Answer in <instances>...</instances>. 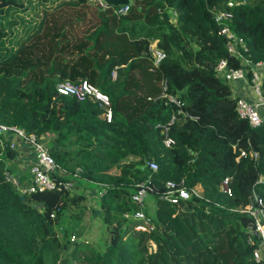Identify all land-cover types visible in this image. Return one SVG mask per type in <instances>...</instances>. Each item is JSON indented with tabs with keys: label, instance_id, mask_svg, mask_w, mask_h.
<instances>
[{
	"label": "trees",
	"instance_id": "obj_1",
	"mask_svg": "<svg viewBox=\"0 0 264 264\" xmlns=\"http://www.w3.org/2000/svg\"><path fill=\"white\" fill-rule=\"evenodd\" d=\"M126 4L116 13L122 4L102 9L89 0H0V122L44 136L67 176L79 170L77 180L103 186L108 232L102 250L70 241L66 229L60 236L55 225L70 206L82 210L84 194L20 192L5 178L12 174L5 157L15 151L1 134L0 264H258L252 254L258 240L249 241L247 232L253 218L238 206L254 190L264 199V115L257 126L239 116L237 96L215 71L222 57L243 65L227 51L214 16V6L229 7L223 0ZM229 9V25L247 46L244 57L264 59V0ZM152 41L165 54L157 64ZM82 79L109 96L110 120L98 100L57 90L62 81ZM261 88L264 95V75ZM164 91L192 115L176 114L171 146L157 125L176 110ZM226 176L231 195L220 189ZM181 178L199 184L200 195L177 202L161 195L166 180ZM142 180L154 185L148 192L154 209L147 198L142 208L147 229L135 226L139 207L131 198ZM70 215L79 220L82 212Z\"/></svg>",
	"mask_w": 264,
	"mask_h": 264
},
{
	"label": "built area",
	"instance_id": "obj_2",
	"mask_svg": "<svg viewBox=\"0 0 264 264\" xmlns=\"http://www.w3.org/2000/svg\"><path fill=\"white\" fill-rule=\"evenodd\" d=\"M240 1L242 0H223L229 8L235 6ZM97 3L102 9L107 8L109 5L105 0H97ZM229 8L214 6V16L219 25V33L223 34L228 40L226 44L227 51L241 58L243 65L233 66L229 64V60L226 57H222L216 62L215 71L219 77L226 81L243 80L250 84L255 99L252 100L246 96L238 95L236 99V110L239 116L247 118L252 125L257 126L262 122L263 118L261 108L264 107V95L261 91V85L264 75V59L251 61L244 57L242 51L246 50L247 46L243 37L237 35L229 25V20L232 17V11ZM127 9L128 4L125 3L118 8H114V11L116 13H123ZM149 49L152 52L155 64L165 55L161 49L156 47V41L150 43ZM249 70L251 74L250 78L248 77ZM112 75H114V72ZM57 90L62 94L73 95L78 100H84L88 97L98 100L106 109V119H111L112 111L109 96L87 79H82L79 82L62 81L58 83ZM162 96L166 97L167 102L176 106L175 113H172L168 122L157 124L162 128L163 143L166 146H171L174 143V139L169 135V126L174 121L176 114L181 113L188 117H192V115L188 111L183 110L182 101L176 95L164 91ZM5 132L16 134L18 138L29 144L33 150L35 159L27 167L29 173L27 183L22 184L18 175L5 172V178L15 184L20 192L24 193L45 189L60 191L71 188V182L65 178L69 174V171L55 161L48 150L47 144L40 136L34 133H26L22 128L17 126L0 122V136ZM1 143L4 145L3 141ZM10 146L13 147L14 143L10 142ZM241 153L244 154L245 151L242 150ZM148 165L152 169L157 168V164L154 161H148ZM260 179H264V177ZM229 180L230 178L228 176L224 177L220 182V189L231 195L232 191L229 186ZM164 186L161 195L172 202H177L181 198H188L192 194L199 196L201 191L199 184L188 186L185 184L183 178L180 180H166ZM153 188L154 185L149 180H142L135 184L131 198L139 207L133 214L135 218L140 220L135 225L138 229H147L150 227L149 218L145 215L142 208L145 206L144 201L148 192L152 191ZM238 207L240 211L248 213L253 218V223L247 229L248 239L249 241H253L256 236L258 241L252 250V254L255 260L258 261V264H264V199L254 190L249 201L245 205Z\"/></svg>",
	"mask_w": 264,
	"mask_h": 264
},
{
	"label": "rangeland",
	"instance_id": "obj_3",
	"mask_svg": "<svg viewBox=\"0 0 264 264\" xmlns=\"http://www.w3.org/2000/svg\"><path fill=\"white\" fill-rule=\"evenodd\" d=\"M96 7L99 5L97 0H89ZM24 3V2H22ZM21 7V6H20ZM19 14H23L19 12ZM26 18V17H25ZM20 34H18L19 36ZM232 87L234 91V80L227 81ZM43 141H46L44 136H41ZM46 143V142H45ZM16 167V166H15ZM15 167H10L11 171H16ZM79 170L73 172L74 176H77V172ZM24 177L22 179V184H25L29 180L28 171H24ZM17 175V174H15ZM74 176H65L71 182L70 191L73 192H82L84 197L79 203L84 206L82 210H79L76 206H70L64 211V214L61 218L60 223L55 225V228L58 231V234L62 236L63 231L65 230L70 233L69 240H85L95 248L102 250L105 243V238L108 235L106 224L103 221V215L100 210V196L103 193V186L96 183L87 184L77 180ZM22 177V176H21ZM101 186V187H100ZM146 205L149 208V211L152 212L154 209V198L152 195L147 194L146 196ZM76 212H82L81 218L74 219L70 214H75ZM125 216V213H123ZM123 216V217H124ZM67 234V233H66Z\"/></svg>",
	"mask_w": 264,
	"mask_h": 264
},
{
	"label": "crops",
	"instance_id": "obj_4",
	"mask_svg": "<svg viewBox=\"0 0 264 264\" xmlns=\"http://www.w3.org/2000/svg\"><path fill=\"white\" fill-rule=\"evenodd\" d=\"M234 86H235L234 91H233V87L231 86L233 96L242 95V96H246L252 100L255 99V96L253 94V90H252L250 84L247 83L246 81H243V80L242 81L241 80L235 81ZM261 112H262V115H264V107L261 108ZM2 138L8 144L10 142H13L14 146L13 147L10 146V147L15 151L14 156L13 157H5L4 162H5L9 171H11L9 169V166L10 167L16 166L15 167L16 171L15 172L11 171V172H12V174H17L19 177H21L22 175L25 174L24 171L25 170L27 171V167L29 166V164H31L35 159L34 154H33V150L29 144H27L25 141L18 138V136H16V134H14L12 132L3 133Z\"/></svg>",
	"mask_w": 264,
	"mask_h": 264
},
{
	"label": "water",
	"instance_id": "obj_5",
	"mask_svg": "<svg viewBox=\"0 0 264 264\" xmlns=\"http://www.w3.org/2000/svg\"><path fill=\"white\" fill-rule=\"evenodd\" d=\"M108 4H112V5H118V4H125L127 2H129L130 0H105ZM24 195H21V198H23ZM35 206H42V203H35Z\"/></svg>",
	"mask_w": 264,
	"mask_h": 264
}]
</instances>
